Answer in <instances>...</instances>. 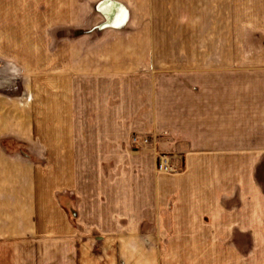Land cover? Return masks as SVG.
I'll return each instance as SVG.
<instances>
[{"label":"crops","instance_id":"1","mask_svg":"<svg viewBox=\"0 0 264 264\" xmlns=\"http://www.w3.org/2000/svg\"><path fill=\"white\" fill-rule=\"evenodd\" d=\"M92 5L71 23L105 34L83 38L92 64L54 47L0 73V264H146L144 242L194 215L237 236L245 203L261 235L264 55L244 52L243 8Z\"/></svg>","mask_w":264,"mask_h":264},{"label":"rangeland","instance_id":"2","mask_svg":"<svg viewBox=\"0 0 264 264\" xmlns=\"http://www.w3.org/2000/svg\"><path fill=\"white\" fill-rule=\"evenodd\" d=\"M95 1L0 0V73L28 72L29 62L33 70L35 67L33 65L36 62L34 60L44 58V53L49 56L54 47H60L64 52L66 50L68 59L73 56L75 58L78 54L76 59H80L82 64L83 62L85 65L86 63L92 64L91 58L88 57L92 53V45L83 44V38L102 37L105 34H92L90 30L76 32L75 26H71V23L75 22L74 8H92ZM118 1L122 2L126 8H243L244 52L245 54L264 55V0ZM55 8H71L68 26L60 29L58 24H54L59 19L58 16L55 17ZM49 36L67 37V44L45 45L43 41ZM25 41H30V43H25ZM39 41L42 43H37ZM102 50H105L104 46H101L100 51L102 52ZM38 62L42 63L43 61L38 60L36 63ZM255 63H261V68H264V61ZM42 69V67L37 68L36 72H42ZM161 158H164L169 165L167 154L158 153L156 162ZM262 162L264 163V158H260L258 181L263 185L264 192V165L262 166ZM169 167L167 171L173 168L170 165ZM243 209L244 217L241 226L238 222L237 228L230 225L228 227L229 232H232L231 228L238 229L237 236L226 238L204 236L206 222L202 218L203 215H194L188 226L184 228V232H188V235L165 236L158 240L152 238L151 242H144L146 249L150 250L144 257L146 264H264V224L260 223L263 233L259 236H252V206L250 203H245ZM225 242H227L226 246H224ZM98 251L101 249L95 246L93 255H98ZM119 259L123 261L122 257Z\"/></svg>","mask_w":264,"mask_h":264},{"label":"built area","instance_id":"3","mask_svg":"<svg viewBox=\"0 0 264 264\" xmlns=\"http://www.w3.org/2000/svg\"><path fill=\"white\" fill-rule=\"evenodd\" d=\"M133 141H136L135 138H133ZM143 143H147V139H143ZM157 165V170L158 171H167L169 170V165L167 164L166 160L164 158L158 159V161L156 162Z\"/></svg>","mask_w":264,"mask_h":264},{"label":"bare ground","instance_id":"4","mask_svg":"<svg viewBox=\"0 0 264 264\" xmlns=\"http://www.w3.org/2000/svg\"><path fill=\"white\" fill-rule=\"evenodd\" d=\"M168 164V163H167Z\"/></svg>","mask_w":264,"mask_h":264}]
</instances>
